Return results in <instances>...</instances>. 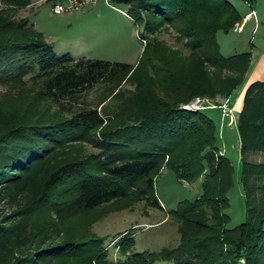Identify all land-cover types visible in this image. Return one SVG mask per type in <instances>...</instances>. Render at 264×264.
Here are the masks:
<instances>
[{
    "label": "trees",
    "instance_id": "trees-1",
    "mask_svg": "<svg viewBox=\"0 0 264 264\" xmlns=\"http://www.w3.org/2000/svg\"><path fill=\"white\" fill-rule=\"evenodd\" d=\"M113 2L144 28L135 65L58 57L18 14L31 0H0V264H264V163L242 161L246 221L229 228L234 167L221 133L208 108H183L196 98L218 107L242 85L250 54L224 57L217 35L243 17L228 0ZM169 30L189 55L159 38ZM236 125L241 159L264 154V81L248 86ZM163 169L201 179L200 196L172 212L179 245L109 262L92 232L112 211L102 209L158 206ZM125 237L114 238L123 254L134 243Z\"/></svg>",
    "mask_w": 264,
    "mask_h": 264
},
{
    "label": "rangeland",
    "instance_id": "rangeland-1",
    "mask_svg": "<svg viewBox=\"0 0 264 264\" xmlns=\"http://www.w3.org/2000/svg\"><path fill=\"white\" fill-rule=\"evenodd\" d=\"M31 1V8L24 10L27 18L22 15L23 10L18 14L35 25L37 32L52 45L56 56L69 54L76 59L87 58L131 65L137 64L140 59L145 44L141 40L144 28L140 22L136 23L129 17L126 4L112 2L108 5L99 2L93 7L72 9L56 15L52 12L49 0ZM228 1L241 17L252 12L254 14L242 32H234V29L227 34L219 32L217 43L221 54L226 58L249 53L251 57L249 68L242 85L235 90L229 101L220 98L218 107L205 98H196L194 101L200 102L197 108H208L207 114L221 133L218 143L221 154H224L234 167V185L228 193L230 206L226 212L230 217L228 227L234 228L246 221L245 198L241 184L242 161L252 164L264 163V154H246L241 159L236 125L239 111L235 109L240 99L242 102L248 83L254 78L264 77V0H256L253 4L243 0ZM60 3L63 7L69 6V0H60ZM176 36L173 30H169L163 31L159 38L171 48L180 50L186 56L189 55L190 52ZM127 87L124 86L121 90ZM99 95L100 89H96L84 99L87 103L95 105ZM113 103L117 106L120 102L115 99ZM87 151L96 152L89 147ZM200 193L201 179L189 184L178 180L173 171L163 169L155 181L158 206L150 205L146 201L131 206L111 205L102 209L104 212L110 209L112 211L93 225L92 232L99 238H104L107 260L113 263L125 260L133 252L158 253L163 249H174L180 243V234L172 212L181 202L197 199ZM128 234L134 243L132 247L127 248V253L123 254L119 249V241L115 242L114 238L119 239L120 235L127 238L125 236ZM156 264L171 263L158 261Z\"/></svg>",
    "mask_w": 264,
    "mask_h": 264
},
{
    "label": "built area",
    "instance_id": "built-area-1",
    "mask_svg": "<svg viewBox=\"0 0 264 264\" xmlns=\"http://www.w3.org/2000/svg\"><path fill=\"white\" fill-rule=\"evenodd\" d=\"M49 1L50 4L52 5V12L56 15L67 13L72 9H84L87 7H93L99 2H104L108 5H110L113 2V0H69V6L63 7L60 3V0H49ZM253 14L254 13L252 12L249 15H246L245 17H243L241 22L236 23L233 28L234 32H238V33L242 32L245 24L253 17ZM199 105L200 102L196 100L190 103L189 105L183 106V108L187 110L196 111L199 110V108H197Z\"/></svg>",
    "mask_w": 264,
    "mask_h": 264
},
{
    "label": "crops",
    "instance_id": "crops-1",
    "mask_svg": "<svg viewBox=\"0 0 264 264\" xmlns=\"http://www.w3.org/2000/svg\"><path fill=\"white\" fill-rule=\"evenodd\" d=\"M31 6H32V1H31V5L29 6V7H27L26 9H28V8H31ZM25 10V9H24ZM24 10H23V12H22V15L24 16V17H26L27 18V14H26V12H24ZM249 14V13H248ZM247 15V14H246ZM246 15H244L243 17H245ZM35 26V25H34ZM258 80H264V77H262V78H254L253 80H251L249 83H248V85H247V88H248V86L250 85V84H252L253 82H255V81H258ZM242 104H243V100H242V102H241V99L239 100V104L235 107V109L236 110H238L239 112L241 111V109H242Z\"/></svg>",
    "mask_w": 264,
    "mask_h": 264
},
{
    "label": "bare ground",
    "instance_id": "bare-ground-1",
    "mask_svg": "<svg viewBox=\"0 0 264 264\" xmlns=\"http://www.w3.org/2000/svg\"><path fill=\"white\" fill-rule=\"evenodd\" d=\"M229 111V110H228ZM233 114V113H232Z\"/></svg>",
    "mask_w": 264,
    "mask_h": 264
}]
</instances>
